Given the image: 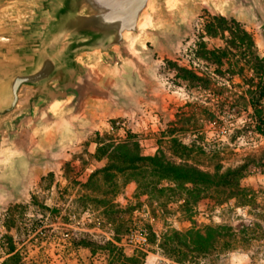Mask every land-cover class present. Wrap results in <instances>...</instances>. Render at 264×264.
<instances>
[{"label": "rangeland", "instance_id": "374dc122", "mask_svg": "<svg viewBox=\"0 0 264 264\" xmlns=\"http://www.w3.org/2000/svg\"><path fill=\"white\" fill-rule=\"evenodd\" d=\"M219 17L230 29L212 35ZM127 46L130 56L118 53V62L87 60L99 99L88 95L78 105L71 97L54 111L0 119V262L10 234L28 264H264V97L252 96L264 80V0H158ZM168 129L203 170L243 166L240 185L253 199L242 205L207 196L182 206L179 196L158 203L136 195L124 176L116 193L80 185L92 173L96 132L118 139L128 130L153 155ZM15 205L22 206L13 212L19 229L8 231ZM213 224L246 233L235 249L204 255L160 246L168 230ZM138 227L148 230L146 250L123 242ZM83 239L90 248L77 244ZM108 242L136 262L117 255L111 262Z\"/></svg>", "mask_w": 264, "mask_h": 264}, {"label": "water", "instance_id": "95a60500", "mask_svg": "<svg viewBox=\"0 0 264 264\" xmlns=\"http://www.w3.org/2000/svg\"><path fill=\"white\" fill-rule=\"evenodd\" d=\"M158 0H9L0 35V119L32 114L94 89L87 63L130 56L128 40ZM167 1V0H162Z\"/></svg>", "mask_w": 264, "mask_h": 264}, {"label": "trees", "instance_id": "16d2710c", "mask_svg": "<svg viewBox=\"0 0 264 264\" xmlns=\"http://www.w3.org/2000/svg\"><path fill=\"white\" fill-rule=\"evenodd\" d=\"M225 19L217 18V25H210L208 32L212 35L221 34L228 28ZM239 37L243 40L248 34L239 31ZM250 45H253L252 42ZM182 77L186 79L188 70L180 68ZM253 99L264 97V80L258 85L257 92L253 93ZM258 103V102H253ZM173 129H168L158 139V147L153 155H144L140 142L136 135L125 131V135L116 139L110 133L96 132V149L94 158L105 159L106 163L96 168L90 174L87 182L80 184L83 188H94L104 193H116L119 188L117 179L121 176L125 182L136 183V195L144 194L150 200L158 203L164 198L181 197L182 206L207 197L223 196L225 201L234 199L242 205L248 204L253 198L249 191L240 185L243 166L227 168L221 171L218 166L213 172L203 170L198 165L189 161L190 147L174 136ZM258 131L264 134V122L258 124ZM124 182V183H125ZM101 201V200H100ZM106 202V201H104ZM15 205L8 209L9 220L6 228L18 230L13 212L21 208ZM52 212H59L56 208H45ZM245 230L234 228L231 225L213 224L202 228L191 227L185 231L168 230L162 237L160 246L169 253L181 252L183 257L188 252L197 254H209L210 252H222L235 249L238 246L239 233ZM246 233V232H245ZM91 242L87 239L80 240L77 244L90 248ZM110 251L111 262L123 259L130 263L136 262V257L125 256L122 250L113 242L107 243ZM5 255L0 264H28L22 253L16 246L14 238L10 234L5 235ZM183 248V249H182ZM115 252V253H114Z\"/></svg>", "mask_w": 264, "mask_h": 264}, {"label": "crops", "instance_id": "0c3cea01", "mask_svg": "<svg viewBox=\"0 0 264 264\" xmlns=\"http://www.w3.org/2000/svg\"><path fill=\"white\" fill-rule=\"evenodd\" d=\"M10 4H9V0H0V35L3 36V35H8L10 33V30H11V26L9 23V21L6 19V11L7 9L9 8ZM99 94V91L98 90H95L93 89L91 92H90V97L94 100H97L100 98V96L98 95ZM90 99L85 103V106H88L90 104ZM92 111V114L97 117L98 113L97 111H95L94 109L93 110H87V112H90ZM90 144H94L96 145V143L94 141H91ZM96 147V146H95ZM156 147L152 145V147L150 148V154L151 153H154ZM89 152L91 153V163H90V166L92 168H90L89 170V173L93 172V170H95L96 168H99V167H102L104 165V161L103 160H96L94 157H93V154L95 152V148H93L92 150L90 149ZM88 170V169H86ZM89 175V174H88ZM135 184V182H130V185H133Z\"/></svg>", "mask_w": 264, "mask_h": 264}, {"label": "built area", "instance_id": "2783aa9c", "mask_svg": "<svg viewBox=\"0 0 264 264\" xmlns=\"http://www.w3.org/2000/svg\"><path fill=\"white\" fill-rule=\"evenodd\" d=\"M125 245L134 249L146 250L149 246V234L145 227H138L129 231L123 239Z\"/></svg>", "mask_w": 264, "mask_h": 264}, {"label": "bare ground", "instance_id": "6f19581e", "mask_svg": "<svg viewBox=\"0 0 264 264\" xmlns=\"http://www.w3.org/2000/svg\"><path fill=\"white\" fill-rule=\"evenodd\" d=\"M71 100V97H69L68 99H66L65 101H61V102H56L54 104H52L51 106V111H54V108L58 107L59 105H62L63 103L69 102Z\"/></svg>", "mask_w": 264, "mask_h": 264}]
</instances>
